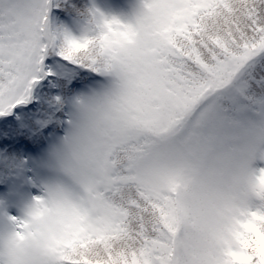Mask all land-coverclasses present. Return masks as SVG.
<instances>
[{"label": "snow or ice", "instance_id": "obj_1", "mask_svg": "<svg viewBox=\"0 0 264 264\" xmlns=\"http://www.w3.org/2000/svg\"><path fill=\"white\" fill-rule=\"evenodd\" d=\"M0 264H264V0H0Z\"/></svg>", "mask_w": 264, "mask_h": 264}]
</instances>
